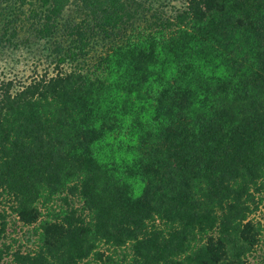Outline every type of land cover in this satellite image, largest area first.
Listing matches in <instances>:
<instances>
[{
  "label": "trees",
  "instance_id": "obj_1",
  "mask_svg": "<svg viewBox=\"0 0 264 264\" xmlns=\"http://www.w3.org/2000/svg\"><path fill=\"white\" fill-rule=\"evenodd\" d=\"M0 26L34 51L0 71V264H264V0H0Z\"/></svg>",
  "mask_w": 264,
  "mask_h": 264
},
{
  "label": "rangeland",
  "instance_id": "obj_2",
  "mask_svg": "<svg viewBox=\"0 0 264 264\" xmlns=\"http://www.w3.org/2000/svg\"><path fill=\"white\" fill-rule=\"evenodd\" d=\"M1 27V26H0ZM1 32V30H0ZM34 47V46H33ZM33 49V48H32ZM34 49H39L34 47ZM34 51H30L26 48H17V49H5L2 52V57L0 56V71H9L11 67V75H27L31 74L32 70H30L33 65H31V59L34 56ZM39 70H43L42 65L38 68Z\"/></svg>",
  "mask_w": 264,
  "mask_h": 264
}]
</instances>
